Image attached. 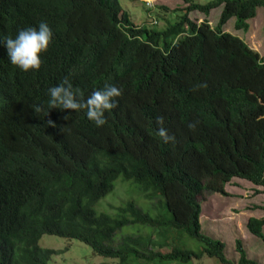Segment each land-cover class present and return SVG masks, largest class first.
Returning a JSON list of instances; mask_svg holds the SVG:
<instances>
[{"label": "trees", "instance_id": "1", "mask_svg": "<svg viewBox=\"0 0 264 264\" xmlns=\"http://www.w3.org/2000/svg\"><path fill=\"white\" fill-rule=\"evenodd\" d=\"M183 1L160 29L135 24L121 0H0V35L41 20L54 33L41 67L28 72L0 43V264H54L56 250L39 244L45 234L80 240L119 264L204 256L260 264L241 239L234 263L226 244L203 232L199 196L230 195L235 177L264 186V56L224 29L234 17L248 31L264 0ZM220 6L215 27L189 16ZM65 78L84 99L105 83L121 90L103 126L84 109L48 108V89ZM161 126L174 140L156 135ZM120 177L148 209L130 200L109 204L116 216L96 210ZM131 224L150 229L120 236ZM247 227L264 240V218L251 216Z\"/></svg>", "mask_w": 264, "mask_h": 264}, {"label": "rangeland", "instance_id": "2", "mask_svg": "<svg viewBox=\"0 0 264 264\" xmlns=\"http://www.w3.org/2000/svg\"><path fill=\"white\" fill-rule=\"evenodd\" d=\"M202 4L214 0H194ZM125 10L137 25L152 24L157 21L156 26L160 29L166 27V19L173 21V10L185 7L183 0H153L149 6L147 0H121ZM163 6L168 7V10ZM222 7L215 8L210 15L200 11L190 12V18L197 22L208 20L215 27L218 23ZM248 31L235 28V18H231L224 29L244 39L250 47L264 56V7H259L257 15L250 21ZM153 25V24H152ZM133 182V181H131ZM118 178L112 191L102 197L95 205L99 212H106L116 216L118 210L111 207L125 205L130 200H136L138 205L148 209L151 201L146 200L144 195L134 189V184ZM228 196L220 193L205 191L199 196L202 204L201 222L203 232L223 241L226 244V257L237 263L240 254L237 250L236 241L241 239L249 258L264 264V240L252 234L248 227V219L251 216L264 218V186L256 185L246 179L235 177L226 185ZM143 229L149 231V227L141 224H131L119 231V235L135 234ZM139 231V232H138ZM185 245L194 250L200 248V243L185 233ZM42 247L55 249L51 262L54 264H119L120 259L98 255L92 247L80 240L45 234L40 239ZM131 264V263H129ZM152 264V263H150ZM179 264H224L217 257L204 256L200 260Z\"/></svg>", "mask_w": 264, "mask_h": 264}, {"label": "clouds", "instance_id": "3", "mask_svg": "<svg viewBox=\"0 0 264 264\" xmlns=\"http://www.w3.org/2000/svg\"><path fill=\"white\" fill-rule=\"evenodd\" d=\"M148 1L151 5L148 4ZM149 6L153 5V0H147ZM133 21V20H132ZM157 24V21L152 23ZM54 33L50 25L41 20L36 26L23 27L17 30L15 36L0 35V43L7 49L9 62L23 72L38 70L41 67V54L48 50ZM200 84L196 87H204ZM121 95V90L115 85L105 83L103 87L94 89L84 99L81 96L79 88H74L73 84L65 78L58 85L48 89L47 106L49 109L60 108L62 110L72 109L77 112L85 110L86 118L101 127L106 123L105 112L111 111L116 107L115 98ZM36 112L40 107L34 108ZM68 118L67 116L65 117ZM54 121L48 120L47 124L54 125ZM158 123L163 124L162 118H158ZM191 127V125H189ZM64 132V129H62ZM156 135L168 143L174 140V137L168 134L165 127L161 126Z\"/></svg>", "mask_w": 264, "mask_h": 264}, {"label": "built area", "instance_id": "4", "mask_svg": "<svg viewBox=\"0 0 264 264\" xmlns=\"http://www.w3.org/2000/svg\"><path fill=\"white\" fill-rule=\"evenodd\" d=\"M148 4L151 5L149 1H148Z\"/></svg>", "mask_w": 264, "mask_h": 264}]
</instances>
